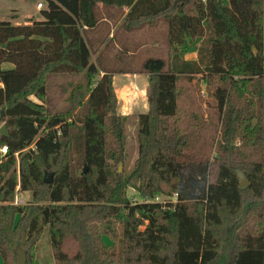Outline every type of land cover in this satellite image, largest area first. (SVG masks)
<instances>
[{"label": "trees", "instance_id": "16d2710c", "mask_svg": "<svg viewBox=\"0 0 264 264\" xmlns=\"http://www.w3.org/2000/svg\"><path fill=\"white\" fill-rule=\"evenodd\" d=\"M45 1L41 18L0 19V108L10 131L0 138L9 148L0 153L3 264H15L18 246L37 264L45 236L55 264H264V0ZM99 2L129 6V29L161 17L169 27L167 60L143 62L149 110L139 115L130 177L110 169L125 156L123 118L113 73L101 74L84 30L97 25ZM199 37L198 58L183 59L180 46ZM199 74L216 101L207 126L221 125L213 156L196 147L197 128L180 123L178 82ZM72 149L89 171H77ZM133 179L141 201L127 195ZM18 186L38 202L12 204ZM245 188L256 197L249 203ZM255 208L258 230L250 228Z\"/></svg>", "mask_w": 264, "mask_h": 264}, {"label": "rangeland", "instance_id": "374dc122", "mask_svg": "<svg viewBox=\"0 0 264 264\" xmlns=\"http://www.w3.org/2000/svg\"><path fill=\"white\" fill-rule=\"evenodd\" d=\"M42 3V5H39ZM47 8V3L45 0H0V19L9 20L13 23L23 24L28 18H41V10ZM100 15L101 12H99ZM155 24L140 23L139 27L142 25H146L145 29L141 31L139 34H133L132 36L138 40H141V44L144 45L141 47L142 51L136 55H130L129 57H123L120 55L121 53H117L116 58H111L105 56V58L109 59L108 63H104L105 71H109L113 73L114 77V87L117 96V114H119L123 118V134H124V143H125V156L121 161L110 163V169L112 173H120L126 177H130L135 168L136 161L139 157V129H140V119L139 115L143 113L144 107L142 103H146V95L143 90L145 87V76L142 59L146 57H162L167 60L168 54V24L167 19L165 17H161L157 19ZM138 27V28H139ZM103 28V27H102ZM90 32V31H89ZM155 35V39L152 36ZM206 37V35H205ZM203 37V40H205ZM198 41L193 49L194 54L197 52L199 56V48L201 45H205L206 42L203 43L202 38H196ZM195 40V41H196ZM194 41V42H195ZM202 41V42H201ZM191 42V41H190ZM194 42H186V45L180 46V54L183 56L186 53L191 51V46H193ZM91 47L93 48V42L89 40ZM108 45L106 44L104 47V54L107 53ZM155 54L156 56H153ZM120 55V56H119ZM95 58V56H94ZM198 58V57H197ZM129 59V60H128ZM102 61V60H101ZM103 62V61H102ZM115 62V63H111ZM111 64L112 66H109ZM102 65V64H101ZM103 66V65H102ZM103 66V67H104ZM122 66L123 70H120ZM4 68L12 67L11 63H4ZM134 68V69H133ZM123 72H130L131 81L128 80L129 75ZM199 74L198 76L193 77V79H188L187 77H180L178 82V86L181 90L180 95V116H181V125L187 126L189 130L196 129V134L200 137V142L196 144L197 148H202L204 152L213 156L216 151V143L220 138L221 125H219V129L215 131L214 128L208 127V122L216 121V101L211 95L212 86H207L204 79ZM127 79L128 82L123 83L124 79ZM215 83V82H214ZM60 91V90H58ZM126 98H132L128 100L127 103ZM124 102H126L124 104ZM63 101L60 102L61 105ZM126 113V114H124ZM118 115V116H119ZM119 116V117H120ZM107 140L109 144L113 143L112 133L110 132L107 135ZM72 158L74 159L73 163L77 167V171L80 172L82 170L87 169L89 171L90 167L88 164L81 165L80 152L72 149ZM70 157V156H69ZM18 159V165L19 167ZM81 165V166H80ZM121 169V171H120ZM56 179V175L53 176ZM135 184V185H134ZM137 181L133 179L131 187H129L127 191L128 197L131 201H141L144 198L140 195L137 189ZM20 194L23 195V202L21 204H16V195L12 204L16 205H28V204H36L38 201L33 197L32 191H19ZM17 194V191H16ZM243 196L245 202L249 203L256 197L253 194V191L245 188L243 191ZM260 199L264 200V196ZM258 199V200H260ZM160 202L165 201H174L173 196H167L164 194H157L156 199ZM259 209H253L251 211V222L250 228L253 230L260 229L259 224L261 221V216H258L257 213ZM229 220H226L228 223ZM111 236V237H110ZM109 237L106 238L109 244H113L119 237H114L110 234ZM115 244V243H114ZM116 247L119 248V242H116ZM39 247L36 250V258L37 264H55L54 258L51 252L50 245L48 243V237L45 236L38 245ZM14 263V262H13ZM0 264H3L2 259L0 257Z\"/></svg>", "mask_w": 264, "mask_h": 264}, {"label": "crops", "instance_id": "0c3cea01", "mask_svg": "<svg viewBox=\"0 0 264 264\" xmlns=\"http://www.w3.org/2000/svg\"><path fill=\"white\" fill-rule=\"evenodd\" d=\"M97 16H98V22L95 27L88 28L85 27L84 30L86 31V39L88 44L89 40L93 42V49L92 50V60L94 63L97 64V66L101 69V74H104L103 70L105 69L104 63L109 62V57L116 58L118 55L117 53H121L123 57H129L130 55H136L139 54L144 45L141 44V40H136L132 35L133 34H139L142 30L145 29L146 25L140 27V28H127L124 24V18L125 15L128 13L130 7L124 6L122 8L119 7H110L106 6L103 3L99 2L97 3ZM101 12L102 15L99 14ZM103 27V28H102ZM90 31V32H89ZM132 32H134L132 34ZM153 39H155V35L152 36ZM197 40L193 43V48H191V51L189 53H186L185 55H181L183 59L186 60H196L198 55L197 52L194 54L193 49L195 48V45L197 44ZM108 45L107 53L104 54V47L105 45ZM188 43H186L187 45ZM119 55V56H120ZM95 56V58H94ZM107 56L108 58H105ZM153 56H156L153 54ZM150 56L146 57L145 59L149 58ZM145 59H142V63ZM103 62H102V61ZM129 60V59H128ZM115 63V62H111ZM104 66H102V65ZM109 66H112L109 64ZM121 67L120 70H123L124 67ZM103 69V70H102ZM134 69V68H133ZM129 75L128 80L131 81V75L130 72H123ZM145 76V95H146V103H142L144 107L143 113H146L149 110V102H148V88H149V73L144 71ZM128 80L125 78L123 80V83H127ZM115 83V82H114ZM34 98V97H32ZM132 98H126L127 103L128 100ZM126 102H124L125 104ZM126 114V113H124ZM127 115V114H126Z\"/></svg>", "mask_w": 264, "mask_h": 264}, {"label": "water", "instance_id": "95a60500", "mask_svg": "<svg viewBox=\"0 0 264 264\" xmlns=\"http://www.w3.org/2000/svg\"><path fill=\"white\" fill-rule=\"evenodd\" d=\"M179 1H190V0H176L175 3L179 2ZM3 109L0 108V135L3 137H9L10 136V131L8 128V124L7 122L3 121ZM87 171V169H85V172ZM121 171V169H120ZM234 171L236 172V174L239 177L240 180V186L241 187H245L247 185H249V180L247 178L246 173L239 167H234ZM54 172H46L45 176H44V182L45 183H52L54 181ZM16 254H17V258H16V262L15 264H27L28 261V256H27V252L20 246L17 247L16 249Z\"/></svg>", "mask_w": 264, "mask_h": 264}, {"label": "built area", "instance_id": "2783aa9c", "mask_svg": "<svg viewBox=\"0 0 264 264\" xmlns=\"http://www.w3.org/2000/svg\"><path fill=\"white\" fill-rule=\"evenodd\" d=\"M39 5H42V3H40ZM2 136L0 135V138ZM8 145L7 144H0V153L1 155H6L8 153ZM23 195L19 193V186H18V189H17V194H16V200H15V203L16 204H21L23 202Z\"/></svg>", "mask_w": 264, "mask_h": 264}]
</instances>
